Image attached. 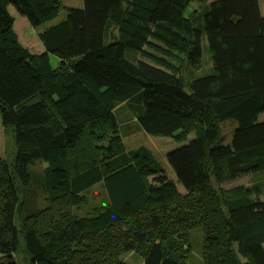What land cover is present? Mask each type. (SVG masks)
Instances as JSON below:
<instances>
[{"label":"trees","instance_id":"1","mask_svg":"<svg viewBox=\"0 0 264 264\" xmlns=\"http://www.w3.org/2000/svg\"><path fill=\"white\" fill-rule=\"evenodd\" d=\"M8 6L33 28L61 9L60 0H0V127L13 148L9 162L0 158V264H126L133 253L142 264H186L187 238L175 234L185 217L170 206L178 188L145 147L124 149L112 112L123 103L146 134L193 135L165 160L187 196L179 209L213 191L222 214V249L204 237L213 254L201 264H264V189L221 188L264 171L259 1L81 0L38 33L40 54L19 43ZM203 39L211 68L195 77ZM96 184L100 203L82 212ZM32 190L48 205L35 211L24 197ZM51 204L75 213L51 214Z\"/></svg>","mask_w":264,"mask_h":264},{"label":"rangeland","instance_id":"2","mask_svg":"<svg viewBox=\"0 0 264 264\" xmlns=\"http://www.w3.org/2000/svg\"><path fill=\"white\" fill-rule=\"evenodd\" d=\"M215 0H207V3H210ZM260 4V13L262 18L264 19V0H258ZM61 9L59 10L57 16L52 20L48 21L47 23L39 26V27H30L26 20L19 16L16 11L13 9L12 6H8L7 10L9 14L14 19L13 29L17 35L19 43L27 48L32 54H40L44 52V48L40 41L37 38L38 33H40L45 27L49 25H53L62 21L65 17V10L67 8H79L81 7V0H60ZM188 11H190L188 9ZM201 49H202V56H201V65L198 67H194L193 74L195 77H201L209 74V70L211 68V63L207 58L206 55V42L203 39L201 42ZM146 62H141L142 66L147 68L149 65L145 64ZM49 64L52 68H56L58 64V59L53 56L49 55ZM155 68V67H154ZM198 69V70H196ZM156 71L163 72L161 69L156 68ZM191 71V68L189 72ZM189 72L184 73L182 76L183 81L186 82L189 80ZM113 115L115 116L118 124H119V135L121 137V142L124 149L131 150L136 149L139 146L145 147L153 156V158L158 162L160 167L164 170L165 175L173 181V183L177 186L179 191V198L177 201H174L170 206L175 207L176 210H179L177 214L179 217L184 216L185 222L181 224L177 230H175V234L179 233V235L183 232V240L187 238L186 243L188 244H181V249L179 252L183 254L184 263L186 264H201L202 262H206V257L208 251H210L211 255L213 254V250H211L209 244L204 239L207 235L214 236L219 245L222 246L225 241V231L224 225L222 223V214L219 212L216 213V207L218 205L217 201L214 199L213 191L205 192L202 191L197 195L203 198L202 202L198 196H193L190 199L191 204H187L183 208L179 209L183 200L187 199L183 189L180 185L175 181V176L171 171L170 167L168 166L165 155L181 146L186 144L193 138V135L190 134L185 142H179L171 137L165 136H156V135H149L144 133L140 128L137 127L134 118H132L129 110L126 109L125 104L117 105L116 108L112 111ZM262 118L260 117L259 120ZM235 127V123L232 120H228L225 124L220 126V141L223 145L230 144L231 141V134ZM83 141H87V144L90 145V140L88 137H83ZM92 147H87L86 149L89 150ZM12 140L11 136L8 132L3 130L0 127V158L1 160H6L9 162L12 158ZM80 154L77 152H72V157L79 156ZM33 168L36 170L35 173H40L41 165L35 164ZM255 183H260L261 187L264 189V171L261 174L254 173V174H245L240 176L239 178L227 181V183L222 184L221 188L224 190L236 188L239 186L247 187ZM88 194L85 195L88 201V207H82V212L89 210L92 207H96L100 203V184L94 185ZM264 193V192H263ZM261 196V195H260ZM25 198H28V202L34 205V210L36 211L37 208H42L44 205H48L47 201L43 198L40 191L32 190L30 192H25ZM264 200V194L261 196ZM27 202V201H26ZM178 203V204H177ZM51 214L52 213H61V217L68 218L69 215H74L75 211L72 209H64L61 206L57 205H50ZM206 210V215L203 216L204 210ZM171 213V212H169ZM189 216L193 218V220H189ZM192 222V223H190ZM181 236V235H180ZM264 248V245H263ZM120 254V253H119ZM118 254V255H119ZM216 259L221 257V252L219 256H214ZM120 258V256H119ZM122 261L126 264H142V259H139V255L137 253L133 254H126L122 255ZM214 264V262L212 263Z\"/></svg>","mask_w":264,"mask_h":264},{"label":"crops","instance_id":"3","mask_svg":"<svg viewBox=\"0 0 264 264\" xmlns=\"http://www.w3.org/2000/svg\"><path fill=\"white\" fill-rule=\"evenodd\" d=\"M259 8H260V4H259Z\"/></svg>","mask_w":264,"mask_h":264}]
</instances>
